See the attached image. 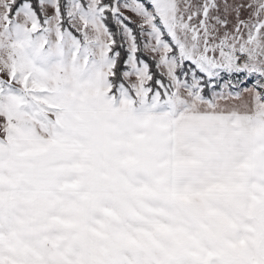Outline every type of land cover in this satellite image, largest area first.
I'll use <instances>...</instances> for the list:
<instances>
[{"label": "snow or ice", "instance_id": "6c2138e0", "mask_svg": "<svg viewBox=\"0 0 264 264\" xmlns=\"http://www.w3.org/2000/svg\"><path fill=\"white\" fill-rule=\"evenodd\" d=\"M0 264H264V0H0Z\"/></svg>", "mask_w": 264, "mask_h": 264}]
</instances>
